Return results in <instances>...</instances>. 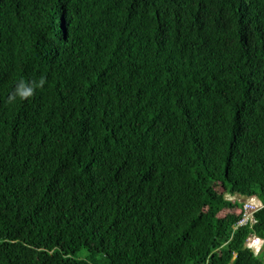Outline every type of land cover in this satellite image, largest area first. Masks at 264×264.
Wrapping results in <instances>:
<instances>
[{
  "label": "trees",
  "instance_id": "trees-1",
  "mask_svg": "<svg viewBox=\"0 0 264 264\" xmlns=\"http://www.w3.org/2000/svg\"><path fill=\"white\" fill-rule=\"evenodd\" d=\"M254 237L264 0H0V264H264Z\"/></svg>",
  "mask_w": 264,
  "mask_h": 264
},
{
  "label": "built area",
  "instance_id": "built-area-1",
  "mask_svg": "<svg viewBox=\"0 0 264 264\" xmlns=\"http://www.w3.org/2000/svg\"><path fill=\"white\" fill-rule=\"evenodd\" d=\"M249 199H252V197H250ZM231 200L233 199L231 198ZM260 207H261L260 202H258V204L254 200L253 202H245L243 205V216L242 219L238 222L237 226L253 224L254 214Z\"/></svg>",
  "mask_w": 264,
  "mask_h": 264
},
{
  "label": "clouds",
  "instance_id": "clouds-1",
  "mask_svg": "<svg viewBox=\"0 0 264 264\" xmlns=\"http://www.w3.org/2000/svg\"><path fill=\"white\" fill-rule=\"evenodd\" d=\"M43 83H44L43 81H40V86H42ZM33 91H34L33 87L24 86L23 84H21L20 86H18L16 94L19 95L21 98H28L33 94ZM254 240L258 241L259 239H256V237L251 238L249 240L248 245L256 250V244L252 242Z\"/></svg>",
  "mask_w": 264,
  "mask_h": 264
},
{
  "label": "rangeland",
  "instance_id": "rangeland-1",
  "mask_svg": "<svg viewBox=\"0 0 264 264\" xmlns=\"http://www.w3.org/2000/svg\"><path fill=\"white\" fill-rule=\"evenodd\" d=\"M232 199L234 200V199H236L237 201H239V202H243V203H245V202H253V200L258 204V199L256 198V197H252V199H249V198H244V197H240L239 195H237V196H234V197H232ZM256 239H258V238H256ZM252 242H254L255 244H256V251H259L260 249H261V247H263V245H264V241H261V240H254V241H252Z\"/></svg>",
  "mask_w": 264,
  "mask_h": 264
}]
</instances>
